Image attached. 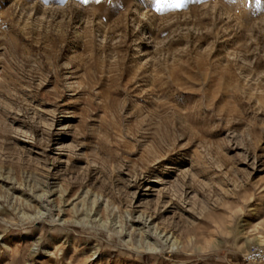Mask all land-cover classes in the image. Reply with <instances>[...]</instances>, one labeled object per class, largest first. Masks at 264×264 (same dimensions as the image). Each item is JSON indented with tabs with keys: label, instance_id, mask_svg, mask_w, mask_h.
<instances>
[{
	"label": "rangeland",
	"instance_id": "374dc122",
	"mask_svg": "<svg viewBox=\"0 0 264 264\" xmlns=\"http://www.w3.org/2000/svg\"><path fill=\"white\" fill-rule=\"evenodd\" d=\"M264 0H0V264H264Z\"/></svg>",
	"mask_w": 264,
	"mask_h": 264
},
{
	"label": "built area",
	"instance_id": "2783aa9c",
	"mask_svg": "<svg viewBox=\"0 0 264 264\" xmlns=\"http://www.w3.org/2000/svg\"><path fill=\"white\" fill-rule=\"evenodd\" d=\"M247 259L264 262V248L253 247L248 253Z\"/></svg>",
	"mask_w": 264,
	"mask_h": 264
}]
</instances>
